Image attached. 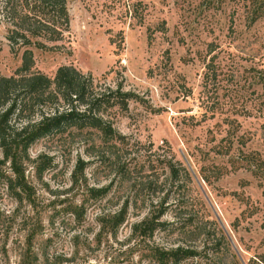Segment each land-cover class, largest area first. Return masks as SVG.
Here are the masks:
<instances>
[{
  "label": "rangeland",
  "instance_id": "rangeland-1",
  "mask_svg": "<svg viewBox=\"0 0 264 264\" xmlns=\"http://www.w3.org/2000/svg\"><path fill=\"white\" fill-rule=\"evenodd\" d=\"M260 7L66 0L57 40L26 31L33 72L73 67L118 96L103 112L117 136L36 141L20 160L30 198L8 187L0 150V264H173L155 254L175 250L194 253L177 264H264ZM36 14L32 0H0V77L20 66L25 48L10 36Z\"/></svg>",
  "mask_w": 264,
  "mask_h": 264
},
{
  "label": "trees",
  "instance_id": "trees-1",
  "mask_svg": "<svg viewBox=\"0 0 264 264\" xmlns=\"http://www.w3.org/2000/svg\"><path fill=\"white\" fill-rule=\"evenodd\" d=\"M32 1L40 9V15H24L21 21L29 26L28 29L21 35L14 31L10 36L12 49L17 45L25 48L21 54V64L9 78L0 77V150L4 159L11 161L14 175L8 187L19 188L20 195L25 194L28 198L31 189L24 180L20 160L26 156L30 146L41 138L73 129H91L104 138L114 139L117 132L104 120L103 112L113 106L109 103L111 99L118 98L109 92L99 93L93 86V79L73 67L58 68L53 78L32 71L33 54L28 49L30 42L24 33L33 28L44 34L51 32L52 38L57 36L51 40H57L60 30H56V25L61 26H57L60 29L64 26L66 30L69 24L66 0ZM254 3L258 8L264 7V0H254ZM35 115H38L36 120L30 119ZM91 193L96 195L97 191L91 190ZM114 220L115 224L121 222L117 217ZM155 255L160 260L169 258L173 264H177L194 256V253L175 250L157 251ZM29 258L26 255V259Z\"/></svg>",
  "mask_w": 264,
  "mask_h": 264
}]
</instances>
